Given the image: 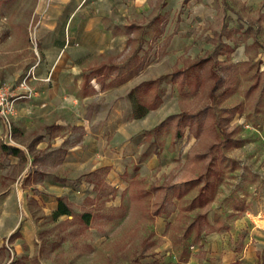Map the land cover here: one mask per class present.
Returning a JSON list of instances; mask_svg holds the SVG:
<instances>
[{
  "label": "rangeland",
  "instance_id": "obj_1",
  "mask_svg": "<svg viewBox=\"0 0 264 264\" xmlns=\"http://www.w3.org/2000/svg\"><path fill=\"white\" fill-rule=\"evenodd\" d=\"M50 1L0 0V84L20 81L37 62L33 41H38L36 31L44 22ZM208 8L210 12L204 16L208 24L202 28H194L197 19L182 20L180 14L186 10L183 5L171 20L170 10L159 14L161 18L154 10L145 19L135 21L127 51L114 56V66L96 73L100 90L115 88L112 93L116 95L128 88L125 80L132 81L133 87L127 93L130 107L127 103L124 109L132 126L134 147L141 149L135 159L159 154L169 140L168 149L177 148L178 163L163 176L168 181L179 173L182 177L190 173L194 176L188 183V194L180 201V216L167 227L175 241L176 257L191 242L192 234L183 236L184 228L199 211L211 218L214 215L219 222L256 214H262L256 216V223L264 219V0H214ZM172 29L179 33L170 40ZM169 45L172 49L166 51ZM204 58L185 75L172 78L175 71ZM93 61L88 58L84 64ZM214 72L222 80L211 92L217 80ZM154 78L158 79L134 88L140 81ZM48 87L50 84L45 89ZM68 90V96L58 95L49 104L54 115L66 122L61 127L43 123L49 139L65 136V146H69L82 143L84 134L98 138V127L106 119L111 100L103 95L84 100L85 89L76 83H70ZM38 92L36 97L45 96L44 89ZM182 111L199 114L181 120V137H172L179 117L167 119L157 130L152 128L167 115ZM79 122L89 127L74 124ZM36 155L46 159L37 161L33 172L29 165L6 171L1 182L7 185L13 175L21 173L17 178L22 186L34 184L28 190L27 208L21 212H26L35 224L31 250L41 264H179L173 255L159 258L153 251L156 242L146 207L153 202L154 208H171L170 202L164 205L167 198L161 190L152 196L126 195L123 204L113 209L100 205L102 201L92 205L85 198L82 205L72 206L73 216L54 219L40 195L47 186H59L66 180L59 176L61 172L55 165L61 154L50 150ZM92 178L95 174L79 175L71 190L81 179ZM134 189L140 190V185ZM201 189L203 198L195 200ZM200 201H204L202 206ZM82 212L90 213L88 226L98 229L103 237L100 243H94L91 230L79 221L77 214ZM24 250L28 251L26 245Z\"/></svg>",
  "mask_w": 264,
  "mask_h": 264
},
{
  "label": "crops",
  "instance_id": "obj_2",
  "mask_svg": "<svg viewBox=\"0 0 264 264\" xmlns=\"http://www.w3.org/2000/svg\"><path fill=\"white\" fill-rule=\"evenodd\" d=\"M213 1H50L48 11L44 14V22L36 31L38 41H33L32 50L37 62L27 73L28 83L36 92L30 98L16 100V113L11 118L9 127L0 119V264H41L38 255H32L31 250L35 239V224L26 212H21V209L24 211L27 208L28 190L31 191L34 184L22 186L17 178L21 173L13 175L7 185L1 181L4 180L6 171L25 169L27 165L33 172L32 168L37 167L36 162L46 159L37 158L36 154H45L50 150L61 154L55 165L59 173L61 172L59 176L66 178L59 186H47L40 195L50 211L57 208L58 197H63L70 209L74 204L82 205L85 198H89L92 205L102 201L103 204L100 205L113 209L123 204L126 195L137 196L140 193L152 196L155 191L161 190L167 198L163 201L164 205L170 202L171 208L163 205L154 208L153 202L146 207V212L152 218L151 236L156 242L153 251L157 257L173 255L179 264H264V219L258 220L259 223L255 221L256 216L262 214L252 215V218L246 215L228 222H219L214 215L211 218L207 212L199 211L184 228L183 236L192 234V240L180 251L179 257H176L175 241L167 232V227L174 225L180 216V201L188 194V183L194 176L190 173L191 176L182 177L179 173L170 181L163 176V172L178 163L175 160L178 157L177 148L168 149L169 140H166L159 154H150L138 161L135 159L141 149L134 147L132 126L125 118L127 112L124 109L127 103L130 107L127 93L133 87L132 81L125 80L124 86L126 88L129 84L128 88L124 93L116 95L112 93L115 88L101 91L97 80L99 76L96 75L99 70L109 69L116 64L115 55H123L127 51L135 21L145 19L154 10L158 18H161L159 14H163V11L170 10L171 20L177 14L176 9L183 5L186 10L180 14L182 20L197 19L199 22L193 25L194 28H202L208 24L204 16L206 12H210L208 5L212 7ZM173 33L175 29L170 31V40H173L179 31ZM169 46L166 51H171L172 47ZM88 58H93L94 61L85 65L84 61ZM91 71L94 72L93 75L86 78ZM46 77L49 79L45 80ZM107 80H110V76ZM18 82L6 81L14 85ZM143 82H150V79L142 80L138 84ZM70 83H76L85 89L82 96L84 100L103 95L111 102L106 108L105 121L98 127V138H89L84 134L82 143L65 146V136L49 139V134L42 124L64 126L65 120L62 121L54 115L49 104H53V98L58 95L61 98L63 95L68 96ZM49 84L50 87L45 89ZM43 89L45 96L36 97L38 91ZM74 124L89 127V124L82 122ZM182 134L181 132L178 137L172 136L173 140ZM3 146L12 147L16 152H7ZM178 170H174V173ZM86 172L95 174L96 178L81 179L76 189L71 190L73 180ZM45 173L49 171L46 170ZM25 176L26 172L22 174L21 179ZM141 183L146 185L142 186ZM137 185H140V190L135 191L134 187ZM101 192H104L103 196ZM203 193L204 189H201L194 199L203 198ZM203 203L204 201H201L199 205L202 206ZM82 213L77 214L78 219ZM90 220V213L88 223L79 219L86 226ZM88 229L92 232L94 243L96 240V244L100 243L103 237L98 229L89 226ZM25 245L28 251L24 250Z\"/></svg>",
  "mask_w": 264,
  "mask_h": 264
},
{
  "label": "trees",
  "instance_id": "obj_3",
  "mask_svg": "<svg viewBox=\"0 0 264 264\" xmlns=\"http://www.w3.org/2000/svg\"><path fill=\"white\" fill-rule=\"evenodd\" d=\"M206 60V58L204 59H200L199 61H196L194 62L193 64H191L189 67H187L186 69L184 70H179V71H176L173 73L172 75V78L174 76H177V75H180V74H183L185 75L187 70L193 68L194 66L198 65V64H201L202 62H204ZM93 71L89 72L87 75H86V78H89L93 75ZM214 75L216 77V82L215 84L212 86L211 88V92H213L217 87H218V84L221 83V77L219 75L216 74V72H214ZM150 82H153V81H150ZM148 82V83H150ZM147 82H143V83H140L136 86H134L135 89H138L142 84H146ZM198 112L196 113H189V112H185V111H182L180 113H176V114H170L168 116H166L162 121H160L157 125H155L153 127L154 130H157L158 128L164 126V124H166L167 122V119L169 118H175V117H179L178 121H177V129L176 131H174V135L175 137H178L180 136L181 134V131H179V128H178V125L179 123L181 122L182 119H184V117L186 118H192V117H197L198 116ZM3 149H6L7 152H12V153H15L16 150L12 147H6V146H3ZM201 195V193L199 192L198 193V198H200L199 196ZM201 202V201H200ZM72 214V210L70 209V207L68 206L67 202L65 201V199L63 197H58L57 198V208L52 212L51 214V217L52 218H57L61 215H71ZM79 219L81 221H83L84 223H88V220H89V213H82L81 215H79Z\"/></svg>",
  "mask_w": 264,
  "mask_h": 264
},
{
  "label": "built area",
  "instance_id": "obj_4",
  "mask_svg": "<svg viewBox=\"0 0 264 264\" xmlns=\"http://www.w3.org/2000/svg\"><path fill=\"white\" fill-rule=\"evenodd\" d=\"M49 78L46 77L45 80ZM35 88L28 83V75L17 85L13 83L0 84V119L9 127L11 118L16 113L15 102L20 98H30L35 94Z\"/></svg>",
  "mask_w": 264,
  "mask_h": 264
}]
</instances>
